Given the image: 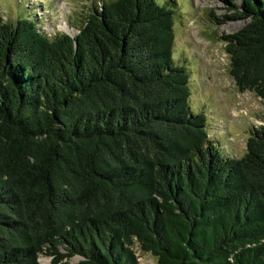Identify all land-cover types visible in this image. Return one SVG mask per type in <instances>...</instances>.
<instances>
[{
    "label": "trees",
    "instance_id": "trees-1",
    "mask_svg": "<svg viewBox=\"0 0 264 264\" xmlns=\"http://www.w3.org/2000/svg\"><path fill=\"white\" fill-rule=\"evenodd\" d=\"M223 1L247 20L228 71L264 102V0ZM174 14L110 0L52 38L0 15V264H139L135 240L159 264H264V124L240 157L210 142Z\"/></svg>",
    "mask_w": 264,
    "mask_h": 264
},
{
    "label": "rangeland",
    "instance_id": "rangeland-1",
    "mask_svg": "<svg viewBox=\"0 0 264 264\" xmlns=\"http://www.w3.org/2000/svg\"><path fill=\"white\" fill-rule=\"evenodd\" d=\"M107 1L110 0H0V15L8 23L32 18L48 38L67 32L75 35L87 14ZM156 1L175 8L173 59L189 71L190 108L206 114L208 138L224 156H242L251 131L264 124V102L251 91L237 89L228 71L229 56L221 37L236 32L247 20L224 18L233 9L223 0ZM221 19L225 22L218 23ZM64 24L68 30L60 29ZM133 250L139 264H159L157 257L143 250L136 240ZM80 259L75 255L70 261ZM38 260L40 264H50L52 257L41 254Z\"/></svg>",
    "mask_w": 264,
    "mask_h": 264
},
{
    "label": "bare ground",
    "instance_id": "bare-ground-1",
    "mask_svg": "<svg viewBox=\"0 0 264 264\" xmlns=\"http://www.w3.org/2000/svg\"><path fill=\"white\" fill-rule=\"evenodd\" d=\"M60 29H62V30H68L69 27H68L66 24H64V25H61V26H60ZM69 31H70V30H69Z\"/></svg>",
    "mask_w": 264,
    "mask_h": 264
},
{
    "label": "water",
    "instance_id": "water-1",
    "mask_svg": "<svg viewBox=\"0 0 264 264\" xmlns=\"http://www.w3.org/2000/svg\"><path fill=\"white\" fill-rule=\"evenodd\" d=\"M66 34H68V35H70V36H74L73 34H71V33H69V32H67Z\"/></svg>",
    "mask_w": 264,
    "mask_h": 264
}]
</instances>
